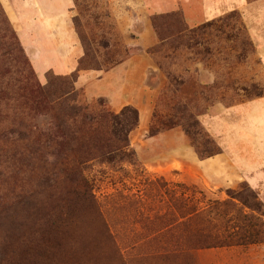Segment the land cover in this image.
<instances>
[{"label": "rangeland", "instance_id": "374dc122", "mask_svg": "<svg viewBox=\"0 0 264 264\" xmlns=\"http://www.w3.org/2000/svg\"><path fill=\"white\" fill-rule=\"evenodd\" d=\"M72 10L91 46L86 65L106 71L134 55L153 56L154 110L166 114L172 77L185 83L178 90L186 96L175 93L188 105L179 124L193 133L198 123L225 155L216 172L206 176L209 171L196 154L193 163L180 156L183 149L194 151L183 128L149 137V129L137 127L129 142L138 165L111 169L99 160L86 163L81 167L91 185L86 199L70 202V186L60 182L75 158L66 153L62 138L47 135L48 106L38 98L46 76H36L0 5V264H163L158 243H146L157 237L160 220L206 209L207 201L227 200V190L242 186L256 195L261 211L253 216L264 225V0H245L242 9L207 22L211 26L194 37L174 40L173 50L161 54L151 48L157 40L150 19L159 15L148 16L140 0H73ZM160 38L169 40L167 29ZM122 74L118 71L112 81L111 75L94 81L87 74L78 83L84 89L75 87L87 103L111 99V83L121 91L116 84ZM101 99L110 112H120ZM249 101L259 104L251 119L232 111ZM255 231L264 236V226ZM194 256L197 264H264V243Z\"/></svg>", "mask_w": 264, "mask_h": 264}, {"label": "trees", "instance_id": "16d2710c", "mask_svg": "<svg viewBox=\"0 0 264 264\" xmlns=\"http://www.w3.org/2000/svg\"><path fill=\"white\" fill-rule=\"evenodd\" d=\"M72 22L84 55L78 61L77 69L67 76L53 77L50 71L47 72L46 85L39 90L38 98L39 103L48 106L51 125L47 135L50 140L62 138L68 145L66 153L75 158L72 168L63 169L60 184L70 186L66 193L67 199L76 203L86 199L87 186H91L81 169L86 163L99 160L111 165V169L122 168L125 164L133 167L138 165L135 151L130 147L129 134L138 127L139 114L131 106H126L118 114H114L108 110L101 98L92 104L87 103L84 92L75 87L80 72L102 69L97 65H86L85 58L90 54L91 46L81 36L77 19L73 18ZM150 24L157 40L151 47L155 54H161L165 50L171 51L174 40L194 37L211 26L205 23L199 27L188 28L178 12L153 17ZM162 29H167L170 33L168 41L160 38ZM153 59L156 61L154 57ZM116 64L119 63L113 64L112 67ZM170 78L171 76H168V79ZM184 85L183 82L176 83L172 77L168 85V92L169 88L171 92L167 112L160 114L154 110L148 135L154 137L161 132L181 127L190 138L197 158L203 161L219 155L221 150L213 139L201 132L198 123H194L196 130L191 126L195 131L193 133L179 124L187 116L186 101L183 100V103L176 97V94L186 96L184 90H178ZM244 188L249 191L247 196L242 193ZM226 196L227 200L224 201H207V208L201 211L188 209L186 214L176 220H160L157 237L146 238V243H158L164 252L159 258L163 264H197L194 253L201 250L264 243V236L255 231L256 228L261 229L264 226L253 216V213L261 211L256 195L247 186H242L237 192L227 190ZM245 209L250 211V214H243ZM114 242L120 249L115 238Z\"/></svg>", "mask_w": 264, "mask_h": 264}, {"label": "crops", "instance_id": "0c3cea01", "mask_svg": "<svg viewBox=\"0 0 264 264\" xmlns=\"http://www.w3.org/2000/svg\"><path fill=\"white\" fill-rule=\"evenodd\" d=\"M140 2L148 16L178 12L183 16L185 24L192 28L228 12L242 9L245 5V0H140ZM0 5L39 80L44 79L49 71L56 76H67L77 69L78 61L84 52L72 22L73 0H0ZM155 67L151 56L134 55L109 71L80 72L76 84L79 86L80 79L87 74L94 81L111 75L112 81L118 71L124 70L122 81L116 84L117 87L120 86L121 91L116 90L111 83V99L97 98L107 99L115 113L126 106L135 108L139 114V131H144L149 129L152 120L154 111L152 95L157 94L149 85V74ZM257 103L258 101L245 102L232 111L248 120L253 117L254 108L259 105ZM183 150L180 156L193 163L196 159L195 152ZM224 155L225 153L221 152L203 161L198 159L201 167L209 171V174L207 172L204 175L211 176L212 171L215 173Z\"/></svg>", "mask_w": 264, "mask_h": 264}]
</instances>
